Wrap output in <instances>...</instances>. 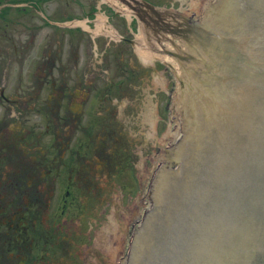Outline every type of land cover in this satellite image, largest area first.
<instances>
[{"label":"flooded vegetation","instance_id":"flooded-vegetation-1","mask_svg":"<svg viewBox=\"0 0 264 264\" xmlns=\"http://www.w3.org/2000/svg\"><path fill=\"white\" fill-rule=\"evenodd\" d=\"M77 3L0 0V264H31L32 249L46 246L47 229L36 232L45 229L62 187L68 152H89L98 132L108 139L110 130L121 132L124 91L102 105L95 101L105 91L88 71L92 49L60 26Z\"/></svg>","mask_w":264,"mask_h":264},{"label":"rangeland","instance_id":"rangeland-1","mask_svg":"<svg viewBox=\"0 0 264 264\" xmlns=\"http://www.w3.org/2000/svg\"><path fill=\"white\" fill-rule=\"evenodd\" d=\"M164 1L165 7L193 23L202 21L207 6L213 3V0ZM89 10L87 7L84 13L81 5L76 7L79 16ZM107 13L122 34L134 37L124 27L126 18L117 16L119 19L115 20L113 9ZM101 40H97L99 49L95 47L98 51L90 55L92 69L88 71L97 76L100 90L108 91L95 99L101 105L118 95L116 91H124L116 119L121 132L117 128L110 130L109 139L106 131L98 132L94 135V150L88 152L77 146L79 150L72 158L68 152L66 162L60 166L62 187L48 207L46 227L36 232L41 235L47 229L50 241L56 236L55 242L47 243L45 263L41 264H130L137 229L144 227L156 209L152 199L154 180L170 167L168 156H173L184 132L183 115L176 100L184 81L180 61H185L175 56L174 67L156 58L146 61L127 44ZM171 51L179 53L175 47ZM121 52L120 58L114 57ZM126 146L129 152H124ZM124 157L127 166L120 168ZM178 168L175 165L172 170ZM70 170L73 186L63 206ZM42 253V248L36 247L32 256Z\"/></svg>","mask_w":264,"mask_h":264},{"label":"water","instance_id":"water-1","mask_svg":"<svg viewBox=\"0 0 264 264\" xmlns=\"http://www.w3.org/2000/svg\"><path fill=\"white\" fill-rule=\"evenodd\" d=\"M134 2L147 26L161 17L151 4ZM248 4L232 30L175 27L211 60H202V80L219 101L226 98L232 115L222 114L221 135H204L191 149L185 179L192 187L160 206L142 240L143 264H264V0Z\"/></svg>","mask_w":264,"mask_h":264},{"label":"bare ground","instance_id":"bare-ground-1","mask_svg":"<svg viewBox=\"0 0 264 264\" xmlns=\"http://www.w3.org/2000/svg\"><path fill=\"white\" fill-rule=\"evenodd\" d=\"M214 6H212L209 9L206 18H204L202 21L203 23L221 30L229 29L231 30L234 28V25L239 24L241 18L246 13V10L243 9L242 4L239 0H214ZM121 12L124 14H127L128 17L131 19L130 11L121 6L119 7ZM79 24H83L85 28H89L85 21L79 22ZM99 26H102V23L99 24ZM226 31V30H225ZM97 33H100L98 31ZM107 34L112 36L115 39H119V35L117 31L114 28H110L106 31ZM241 35L240 33L237 35V37ZM166 46L164 45H158V43L154 40V38L151 35L148 36H138V46L137 51L142 59L144 60H150L153 58L161 59L165 62H169L171 65L174 64L173 58L168 56L165 52V49H168L170 47V50H172V46L175 47V45L171 44L170 41ZM166 47V48H165ZM153 49V50H152ZM177 50L184 55L185 51L183 49H180L177 47ZM187 73L184 74V80L185 89L181 91L179 96H177L176 104L178 105V109L181 115H183V118L185 119L186 123L188 124L187 128L192 131V129H195L194 126H190L191 120L199 121L201 118L202 121H205L206 115L208 116L211 112V110L215 107V104L213 102V99L207 95V93L202 90L198 83L193 80L190 77H186ZM224 108H222L223 110ZM216 114L215 112H213ZM206 114V115H203ZM221 113L218 112L217 115L222 116ZM203 115V116H202ZM211 122H213L212 118ZM214 123L211 124V129H214ZM184 147H181L178 149L177 154L180 155L183 152ZM209 150V148H206ZM143 247H141V253L140 255H143Z\"/></svg>","mask_w":264,"mask_h":264}]
</instances>
